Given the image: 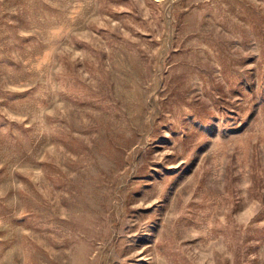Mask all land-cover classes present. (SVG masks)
I'll return each mask as SVG.
<instances>
[{"label":"rangeland","instance_id":"obj_1","mask_svg":"<svg viewBox=\"0 0 264 264\" xmlns=\"http://www.w3.org/2000/svg\"><path fill=\"white\" fill-rule=\"evenodd\" d=\"M0 264H264V0H0Z\"/></svg>","mask_w":264,"mask_h":264}]
</instances>
